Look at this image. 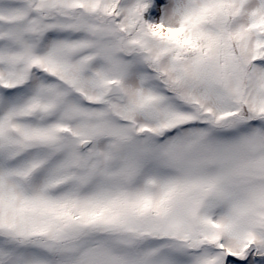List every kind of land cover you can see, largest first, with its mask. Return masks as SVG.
I'll return each mask as SVG.
<instances>
[{
    "label": "snow or ice",
    "instance_id": "obj_1",
    "mask_svg": "<svg viewBox=\"0 0 264 264\" xmlns=\"http://www.w3.org/2000/svg\"><path fill=\"white\" fill-rule=\"evenodd\" d=\"M0 264H264V0H0Z\"/></svg>",
    "mask_w": 264,
    "mask_h": 264
}]
</instances>
